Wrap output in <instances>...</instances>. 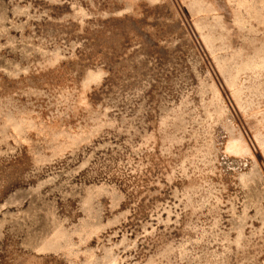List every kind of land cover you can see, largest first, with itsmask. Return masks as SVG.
I'll return each mask as SVG.
<instances>
[{
  "label": "rangeland",
  "instance_id": "374dc122",
  "mask_svg": "<svg viewBox=\"0 0 264 264\" xmlns=\"http://www.w3.org/2000/svg\"><path fill=\"white\" fill-rule=\"evenodd\" d=\"M0 264H264V0H0Z\"/></svg>",
  "mask_w": 264,
  "mask_h": 264
}]
</instances>
